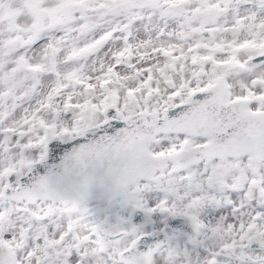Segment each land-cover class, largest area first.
<instances>
[{
	"label": "snow or ice",
	"instance_id": "snow-or-ice-1",
	"mask_svg": "<svg viewBox=\"0 0 264 264\" xmlns=\"http://www.w3.org/2000/svg\"><path fill=\"white\" fill-rule=\"evenodd\" d=\"M0 264H264V0H0Z\"/></svg>",
	"mask_w": 264,
	"mask_h": 264
}]
</instances>
